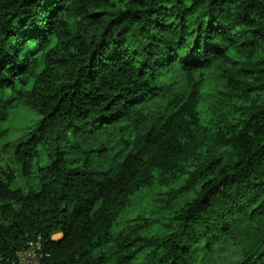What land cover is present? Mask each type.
Wrapping results in <instances>:
<instances>
[{
    "label": "trees",
    "instance_id": "trees-1",
    "mask_svg": "<svg viewBox=\"0 0 264 264\" xmlns=\"http://www.w3.org/2000/svg\"><path fill=\"white\" fill-rule=\"evenodd\" d=\"M37 243L264 264V0H0V264Z\"/></svg>",
    "mask_w": 264,
    "mask_h": 264
},
{
    "label": "rangeland",
    "instance_id": "rangeland-1",
    "mask_svg": "<svg viewBox=\"0 0 264 264\" xmlns=\"http://www.w3.org/2000/svg\"><path fill=\"white\" fill-rule=\"evenodd\" d=\"M207 104L208 103H205L201 107V113H202L203 119L205 121H208V119H209V111H208ZM13 121H14L13 124H14L15 128L19 129L21 126L24 125V120H22L21 117H19V115H14ZM17 131H19V130H16L13 127L9 126L8 130L4 131V132H7L6 135L4 137H2L1 139L4 141H8V139H10L12 137L17 138V137H19V134L17 133ZM11 135H12V137H11ZM154 197H155L154 193L149 192V193H147V195L144 198L139 197L138 199H136L134 201L135 208L133 211H130V214H128L127 217H134L135 215H137L139 213L141 214L144 211V209H146L148 207V203L151 202V200H153ZM60 237H61V235H57V238H60Z\"/></svg>",
    "mask_w": 264,
    "mask_h": 264
},
{
    "label": "built area",
    "instance_id": "built-area-1",
    "mask_svg": "<svg viewBox=\"0 0 264 264\" xmlns=\"http://www.w3.org/2000/svg\"><path fill=\"white\" fill-rule=\"evenodd\" d=\"M41 248L42 246L40 243L33 245L31 249L19 255L17 263L12 264H40V261L43 258V255L40 252Z\"/></svg>",
    "mask_w": 264,
    "mask_h": 264
},
{
    "label": "clouds",
    "instance_id": "clouds-1",
    "mask_svg": "<svg viewBox=\"0 0 264 264\" xmlns=\"http://www.w3.org/2000/svg\"><path fill=\"white\" fill-rule=\"evenodd\" d=\"M55 238H57V236H55Z\"/></svg>",
    "mask_w": 264,
    "mask_h": 264
}]
</instances>
